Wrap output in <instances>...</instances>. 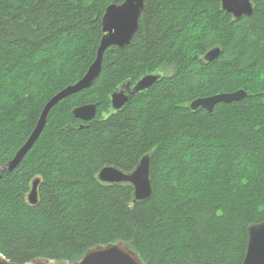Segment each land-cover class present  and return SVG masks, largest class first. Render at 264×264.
<instances>
[{"label":"trees","instance_id":"16d2710c","mask_svg":"<svg viewBox=\"0 0 264 264\" xmlns=\"http://www.w3.org/2000/svg\"><path fill=\"white\" fill-rule=\"evenodd\" d=\"M123 1L0 0V166L47 102L86 74L106 8ZM252 1L253 14L235 19L219 0H145L131 43L109 46L92 85L60 101L19 164L0 170V253L74 262L124 241L146 264H242L248 227L264 220V0ZM158 71L153 88L112 109L121 84ZM239 89L249 95L212 112L190 107ZM89 103L96 117L76 118ZM146 154L149 199L98 178L108 165L129 174Z\"/></svg>","mask_w":264,"mask_h":264},{"label":"water","instance_id":"95a60500","mask_svg":"<svg viewBox=\"0 0 264 264\" xmlns=\"http://www.w3.org/2000/svg\"><path fill=\"white\" fill-rule=\"evenodd\" d=\"M222 10L231 14L235 19L243 15H251L254 12L252 0H219ZM146 8L145 0H124L119 4H111L106 8L102 17L103 36L97 50V56L90 65L86 74L74 84L67 86L53 96L45 105L40 118L29 136L28 140L17 151L15 157L0 170H12L33 147L42 134L51 111L66 97L88 88L98 77L103 60V53L112 45L124 48L129 45L138 31L140 19ZM221 54V48L215 47L209 50L204 59L208 62L215 61ZM165 77L163 72H154L142 76L133 86L130 81L124 82L110 96L111 107L114 111L122 109L136 95L148 91ZM249 93L245 89L233 92H223L205 97H198L190 103V107L196 110L199 107L212 112L215 105L221 102L231 103L246 98ZM97 104L89 103L77 106L73 109L76 118L83 121H91L97 115ZM88 125H80V128ZM151 158L150 154L144 155L135 171L126 174L115 166L103 167L98 178L109 184L130 182L134 187V197L136 200H147L152 196L153 187L150 178ZM40 178L34 181L29 200L35 204L38 202V185ZM248 246L242 264H264V220L254 223L248 227ZM0 264H18L7 259L0 253ZM23 264H146L140 254L133 250L124 241L111 242L106 245H97L86 251L83 257L74 262L56 260L50 258H35Z\"/></svg>","mask_w":264,"mask_h":264},{"label":"rangeland","instance_id":"374dc122","mask_svg":"<svg viewBox=\"0 0 264 264\" xmlns=\"http://www.w3.org/2000/svg\"><path fill=\"white\" fill-rule=\"evenodd\" d=\"M92 121V120H91ZM89 122V121H88Z\"/></svg>","mask_w":264,"mask_h":264}]
</instances>
